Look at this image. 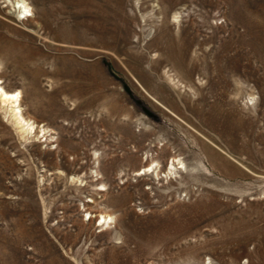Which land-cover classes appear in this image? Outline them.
<instances>
[{
	"label": "rangeland",
	"instance_id": "374dc122",
	"mask_svg": "<svg viewBox=\"0 0 264 264\" xmlns=\"http://www.w3.org/2000/svg\"><path fill=\"white\" fill-rule=\"evenodd\" d=\"M21 1L0 264H264V0Z\"/></svg>",
	"mask_w": 264,
	"mask_h": 264
},
{
	"label": "bare ground",
	"instance_id": "6f19581e",
	"mask_svg": "<svg viewBox=\"0 0 264 264\" xmlns=\"http://www.w3.org/2000/svg\"><path fill=\"white\" fill-rule=\"evenodd\" d=\"M20 3H21L20 6L21 13L26 14L31 12V7L25 0H22ZM20 98H21V93L19 91L12 93L7 92L4 89V87L1 86V81H0V101L3 102V104L4 103L11 104L10 109L12 110L13 117L16 119V121L21 125L23 124L25 126V128L24 127L23 128L26 129L27 131H31V130L33 131V125L24 119L22 111L19 107Z\"/></svg>",
	"mask_w": 264,
	"mask_h": 264
}]
</instances>
